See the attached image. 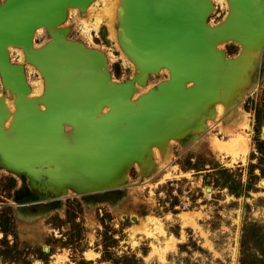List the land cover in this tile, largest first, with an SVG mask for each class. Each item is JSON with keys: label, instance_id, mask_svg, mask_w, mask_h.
Returning a JSON list of instances; mask_svg holds the SVG:
<instances>
[{"label": "rangeland", "instance_id": "374dc122", "mask_svg": "<svg viewBox=\"0 0 264 264\" xmlns=\"http://www.w3.org/2000/svg\"><path fill=\"white\" fill-rule=\"evenodd\" d=\"M211 3L209 25L228 10L222 0ZM107 5L67 8L61 26L68 39L104 53L113 81H125L136 68L118 43L117 13L115 38L106 21L86 30ZM38 30L34 47L49 37ZM221 45L227 57L241 49L232 40ZM8 53L11 62L28 63L17 49ZM251 63L253 85L233 105L218 111L214 103L203 126L152 146V161L146 152L122 181L94 185L91 193L68 186L58 196L44 187L45 174L34 188L0 166V264H264V45ZM36 69L24 65L30 88L42 78ZM167 77L166 68L150 74L137 94ZM5 91L0 79V96Z\"/></svg>", "mask_w": 264, "mask_h": 264}, {"label": "bare ground", "instance_id": "6f19581e", "mask_svg": "<svg viewBox=\"0 0 264 264\" xmlns=\"http://www.w3.org/2000/svg\"><path fill=\"white\" fill-rule=\"evenodd\" d=\"M92 1L82 6H64L60 20L39 25L32 32L33 37L35 30H47V41L38 47L33 46L32 37L30 42L31 50H42L53 41L66 42L75 48L84 62L87 60L90 63L89 66H99L117 99L96 104L93 101L87 109V120L82 116V127L72 118H62L48 125V131L39 143V138L30 142L21 157L13 158L4 145L18 133L21 127L18 120L22 113L47 112L49 81L40 66L27 57V47L21 44H7L5 49L9 63L21 69L23 84L18 82L12 86L4 82L0 72L2 85L8 89L5 92L9 93L0 96V111L5 113L0 120V166L18 176H26L27 183L34 188L39 177L45 174L44 187L55 191L57 195L64 194L68 186L77 194L81 193L78 189L85 190V187L91 193L94 185L108 184L115 179L122 181L129 166L135 162L140 164L146 152L149 155L148 161H152L149 150L152 146L161 147L171 139H180L185 131L203 126L204 118L213 114L214 103L218 111L233 105L235 99L253 85L250 82L253 80L251 60L264 45V0H222L228 5L227 13L213 25H209L206 20L212 8L211 0H203L206 14L197 24L192 38L194 44L181 51L175 69L167 65H142L131 59L122 45L124 0H108V5L102 8L101 13L93 12V20L87 24L86 30L90 24L96 28L100 22L106 21L109 33L115 38L114 18L117 13L116 37L136 71L128 80L116 82L111 79L106 68L104 53L96 48H88L82 42L68 39L67 28L61 26L67 8L86 7L89 10L96 2L91 4ZM87 9L84 10L85 15L88 14ZM227 40L241 46L234 57H227L221 48V44ZM10 48L17 49L20 62L23 63L25 58L26 62L31 63L24 64L27 68L38 69L43 78L39 76L35 82L38 87L36 84L33 88L28 85L23 64L10 61ZM161 68L167 69L168 77L137 94V86L144 84L150 74ZM82 69L79 67L74 75L79 77ZM237 113L232 114L234 116ZM95 122L97 127L92 125ZM105 130H111L112 134L108 136L102 133ZM90 132L97 133L95 138ZM241 142L243 144L242 139ZM149 165H145V168Z\"/></svg>", "mask_w": 264, "mask_h": 264}, {"label": "water", "instance_id": "95a60500", "mask_svg": "<svg viewBox=\"0 0 264 264\" xmlns=\"http://www.w3.org/2000/svg\"><path fill=\"white\" fill-rule=\"evenodd\" d=\"M90 1L3 0L0 2L2 80L12 86H16L18 82H21L20 85L23 84L21 69L9 63L5 49L7 44H21L27 47V57L38 64L46 75L50 90L46 113L30 111L20 115L18 123L21 127L18 133L4 145L13 158L21 157L30 142L39 138V143L44 133L48 131V125L62 118H72L79 127H82L84 122L82 116L87 120L89 117L87 109L93 101L96 104L117 99L110 90L105 76L101 74L99 66H89L90 63H87V60L84 62L81 55L68 43L53 41L42 50L30 48L32 32L37 26L60 20L66 5L82 6ZM124 3L121 41L130 58L142 65H167L175 69L181 51L194 44L192 38L197 24L206 14L205 2L203 0H124ZM79 67L83 69L82 74L77 77L74 73ZM4 116L5 113L0 111V120ZM88 124L91 125V122L89 121ZM92 125L97 127L96 122ZM105 131L102 133H107L108 136L112 134L111 130ZM90 134L93 138L97 135L95 132Z\"/></svg>", "mask_w": 264, "mask_h": 264}]
</instances>
